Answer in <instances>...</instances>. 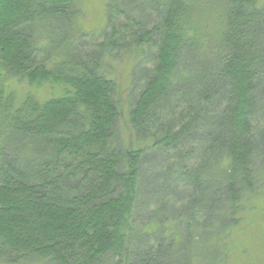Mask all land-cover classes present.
Here are the masks:
<instances>
[{
  "label": "trees",
  "instance_id": "trees-1",
  "mask_svg": "<svg viewBox=\"0 0 264 264\" xmlns=\"http://www.w3.org/2000/svg\"><path fill=\"white\" fill-rule=\"evenodd\" d=\"M77 6L0 0V264L214 263L264 190V0H109L101 44ZM115 50L139 58L126 114Z\"/></svg>",
  "mask_w": 264,
  "mask_h": 264
},
{
  "label": "rangeland",
  "instance_id": "rangeland-1",
  "mask_svg": "<svg viewBox=\"0 0 264 264\" xmlns=\"http://www.w3.org/2000/svg\"><path fill=\"white\" fill-rule=\"evenodd\" d=\"M117 2L114 1L115 4ZM120 4L122 3L120 2ZM77 5V9L79 10L75 24L78 29V33L76 34L79 36L77 40L84 38L85 40L101 44L100 35L103 34V30L107 24L106 17L109 0H77ZM70 31L76 32V29L72 28ZM133 52H138V49H134ZM133 52L129 51L125 53L123 50H115L106 54L104 59L106 75L117 80L119 88L118 97L125 114L130 110L132 99L135 95L132 72L139 58ZM12 89L16 90L20 99H24L28 92H32L42 99H47L51 96V91H48L46 88L38 91L36 88H31L25 83L15 82L12 85ZM120 128L119 137L121 140L127 142L130 134H128L124 119L121 121ZM20 158L22 159V156H17V159ZM168 163L165 157L156 155L146 164V167H148L145 180L146 186L156 182V187L152 191L154 194L158 193L156 195L159 201H163L164 194L167 193L166 191L173 193L172 190H174L171 181L167 180L163 183V177H161L162 170ZM160 181L162 182L160 183ZM170 187H172V190H169ZM149 204L152 208L157 207L154 206L155 204L152 201ZM150 214L143 211L142 220L149 221L151 219L149 217ZM241 220L236 226L224 232L221 241L216 244V249L218 250L216 260L211 264H264V190L259 195L253 197L247 204Z\"/></svg>",
  "mask_w": 264,
  "mask_h": 264
}]
</instances>
